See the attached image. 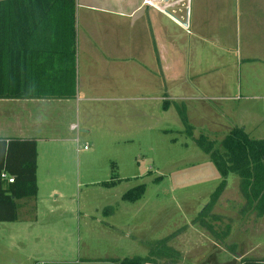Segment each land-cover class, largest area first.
Segmentation results:
<instances>
[{"label":"rangeland","instance_id":"1","mask_svg":"<svg viewBox=\"0 0 264 264\" xmlns=\"http://www.w3.org/2000/svg\"><path fill=\"white\" fill-rule=\"evenodd\" d=\"M217 53L221 61L224 52ZM205 55L197 43L191 67L169 73L165 99L130 93L114 104L118 114L113 118L101 101H0V138L16 136L9 125L23 113L21 107L34 111L37 129L31 134L40 140L42 173H59L66 182L62 191L72 199L70 211L60 209L62 219L57 212L49 215L46 238L38 235L61 251L39 257L40 264L146 258L167 238V248L153 256L155 264H264V215L244 214L247 203L235 174L226 178L225 191L208 216L197 220L224 181L197 141L204 138L220 150L234 128L264 140V68H208L214 62H204ZM176 77L183 81L175 82ZM71 123L80 130L70 133ZM46 139H73L74 144L54 148ZM53 156L66 163L47 160ZM60 220L61 227L51 225ZM8 227L9 233L0 223V238L11 235Z\"/></svg>","mask_w":264,"mask_h":264},{"label":"crops","instance_id":"2","mask_svg":"<svg viewBox=\"0 0 264 264\" xmlns=\"http://www.w3.org/2000/svg\"><path fill=\"white\" fill-rule=\"evenodd\" d=\"M16 2L20 10L19 2L25 0ZM23 10L26 16L31 15L32 21V65L53 71L38 82L53 87H46L48 95L10 100L17 101L16 104L49 100L69 104L79 98V102L108 103L106 114L116 117L118 108L114 104L128 99L126 95L130 93L142 92L148 94V99H165L169 73L191 67V52L197 43L205 48L204 62H214L205 67L264 68V0H32L31 10ZM220 51L224 53L221 61H217ZM180 80L183 78L174 79ZM133 95L137 100L144 99ZM69 106L71 114L73 109ZM21 110L23 113L15 115L9 125L16 136L0 138V166L2 160L6 163L9 141L25 142L27 148L35 143L37 195L16 202L15 221L0 222L7 226L5 231H9L8 226L11 228V235L0 238V264H40L39 257L61 252L54 243L48 240L44 243L39 236H47L48 228L43 227L48 226L49 215L57 212L62 219L60 209L70 211L72 203L62 191L65 179L59 180V173H42L40 140L31 134L37 129L32 119L34 111L23 107ZM73 125L69 124L70 133H74ZM76 135L75 143L79 144L80 133ZM44 141L55 143L54 148L74 144L73 139ZM47 160L66 163L56 156ZM10 165L11 170L20 169L15 161ZM3 184L5 189L10 187L6 182ZM43 211L46 214L40 216ZM60 223L61 220L51 225L57 229ZM106 261L115 264L111 261L117 260L106 258ZM63 264L84 263L76 260Z\"/></svg>","mask_w":264,"mask_h":264},{"label":"trees","instance_id":"3","mask_svg":"<svg viewBox=\"0 0 264 264\" xmlns=\"http://www.w3.org/2000/svg\"><path fill=\"white\" fill-rule=\"evenodd\" d=\"M16 1L0 0V100H29L35 95L41 97L48 95L46 87L52 86V84L46 85L38 81L39 79L45 80L46 76L53 71L32 65L34 59L32 57L34 43L31 30L32 21L31 15L26 16V10H23V8H28L27 12L31 10L32 0H28L31 2L26 0L19 2L20 10L16 7L18 5ZM184 124L188 126L186 119H184ZM188 134L192 135L191 126H188ZM26 145L25 142L9 141L5 154L6 163L3 164L2 160L0 173L2 170L8 171L15 176V181L8 189H5L0 179V214H3L1 211L9 213L5 217L0 216V222L15 221L18 210L16 202L35 198L37 195L36 145L32 143L30 148ZM197 145L211 158L224 180L197 220L203 221L216 206L225 191V180L230 174H235L240 179V190L247 203L243 208L244 214L258 212L257 216L263 217L264 140L251 139L243 128H234L222 141L220 150L215 148L213 142H208L204 138L199 139ZM14 161L19 163L20 169L11 170L10 164ZM142 192H144L143 188ZM169 241L170 238H167L158 242L146 258L136 257L111 262L115 264H155L153 256L167 248Z\"/></svg>","mask_w":264,"mask_h":264},{"label":"built area","instance_id":"4","mask_svg":"<svg viewBox=\"0 0 264 264\" xmlns=\"http://www.w3.org/2000/svg\"><path fill=\"white\" fill-rule=\"evenodd\" d=\"M71 129H72L73 131H75V130L78 129V127H77V125H73V126L71 127ZM0 179H1L2 182H6V183H8L9 185H12V184L14 183V181H15V179H14L13 177H10V175H9L6 171H2V172L0 173Z\"/></svg>","mask_w":264,"mask_h":264}]
</instances>
